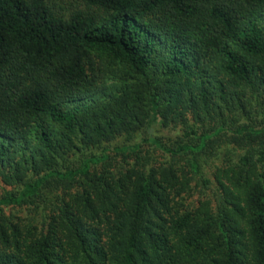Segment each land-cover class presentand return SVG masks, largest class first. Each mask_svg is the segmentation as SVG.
<instances>
[{"label": "trees", "instance_id": "1", "mask_svg": "<svg viewBox=\"0 0 264 264\" xmlns=\"http://www.w3.org/2000/svg\"><path fill=\"white\" fill-rule=\"evenodd\" d=\"M61 1L0 0V264H264V0Z\"/></svg>", "mask_w": 264, "mask_h": 264}, {"label": "rangeland", "instance_id": "2", "mask_svg": "<svg viewBox=\"0 0 264 264\" xmlns=\"http://www.w3.org/2000/svg\"><path fill=\"white\" fill-rule=\"evenodd\" d=\"M58 6L62 5L61 0H54ZM149 136H153L155 138H158L167 146H171L177 139V137L180 136L175 130H172L170 128H165L161 124L157 123L151 129L149 132H142L141 134L137 135L133 139L129 140L125 136L111 142L108 144H105L106 146L103 148H109V150L113 149L117 146H124V145H133L138 142H140L143 138H149ZM102 148V149H103ZM102 149L98 150H88L86 153H94L101 155ZM228 150L227 147H222L220 149V152H226ZM84 152L78 154L76 153L72 157V161H75L79 159ZM139 157L143 159V163L150 164V166H157L161 163H166L167 157L159 150L155 149L154 147H151L149 144L142 145L141 151L139 153ZM137 155L132 156H121L116 153L110 154V159L108 162H106L104 165L98 166L97 170L100 169H108L110 171H113L114 173H118L120 171H126L132 167H140L141 164L137 162ZM143 165V164H142ZM22 187L17 184L8 185L5 183L4 178L0 175V199L4 197L9 192H15L18 190H21ZM51 207L47 204V202L41 200H36L35 204L32 206H5L3 207V210L1 213H5L8 217H11L13 221L24 223V225H29L30 220L32 218V213H37L36 219L39 221L41 217V213H50ZM34 216V215H33ZM35 224H37V221H35Z\"/></svg>", "mask_w": 264, "mask_h": 264}]
</instances>
